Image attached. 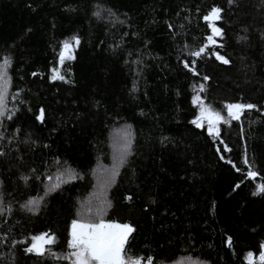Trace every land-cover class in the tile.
<instances>
[{
	"label": "trees",
	"instance_id": "trees-1",
	"mask_svg": "<svg viewBox=\"0 0 264 264\" xmlns=\"http://www.w3.org/2000/svg\"><path fill=\"white\" fill-rule=\"evenodd\" d=\"M213 4L225 9L223 20L217 22L225 33L224 47L217 50L231 64L206 56L197 60L199 75L194 76L180 61L191 59L188 52L210 34L200 16ZM237 4L229 6L226 0H0V56L15 42L9 92L19 90L18 100L24 101L20 104L9 97L8 107L19 111L14 121H5V134L18 127L21 143L18 151L0 157L4 199L13 208L11 215L0 218V236L8 233L22 239L51 229L57 236L53 250L67 251L68 221L96 193L97 177L114 163L116 136L131 125L133 154L106 194L113 208L105 216L137 227L126 245L129 253L151 254L164 264H246L243 256L248 250L258 255L257 242L264 240V194L250 193L264 183V110L246 111L239 121L219 125L220 138L231 148L226 158L245 171L246 153L260 173L236 192L231 188L241 173L219 160L215 148L220 145L206 128L190 123L198 111L191 103L193 86L200 83L205 84L201 93L205 103L221 113L227 114L225 103L235 102L256 103L264 109V40L260 37L264 6L260 0H237ZM97 5L111 9L116 17L97 20L92 16ZM186 14L188 21L182 18ZM168 20L185 27L170 32ZM72 35L81 37L76 59L59 67L73 83L50 81V69L58 66L60 42ZM238 35L249 39L238 41ZM137 59L140 65L131 63ZM34 71L39 75L32 76ZM204 75L210 79L203 81ZM39 107L46 110L44 124L34 118ZM55 157L64 162L62 168H45L42 162L51 163ZM29 167L52 175L53 183L67 167L84 178L48 196L34 215L19 205L28 197L42 196L48 181L26 187L19 175ZM126 190L137 191L134 206L121 202ZM151 198L156 199L155 205L150 204ZM212 201L214 213L208 210ZM145 203L150 204L148 212L143 211ZM228 236L232 248L226 245ZM12 251L14 264H67L25 256L8 244H0V264H11Z\"/></svg>",
	"mask_w": 264,
	"mask_h": 264
},
{
	"label": "snow or ice",
	"instance_id": "snow-or-ice-1",
	"mask_svg": "<svg viewBox=\"0 0 264 264\" xmlns=\"http://www.w3.org/2000/svg\"><path fill=\"white\" fill-rule=\"evenodd\" d=\"M226 3L236 5L237 0H226ZM262 6H264V0H260ZM27 7L31 8L32 5L28 4ZM187 13V10H182ZM200 11L199 8L196 9ZM225 9L219 5H211L201 16L207 28L210 30V34H207L204 38V42L196 47L194 50L188 52V56L191 59H182L180 62L183 67L187 69L194 76L199 75L196 71V64L198 59L204 57H214L216 61L223 65H230L231 59L225 54H221L224 47L221 40L225 33L222 27L218 26L219 21L223 20ZM180 12L176 13L177 17H180ZM92 16L97 20H105L108 17H116L111 9H102L99 5L96 6V10L92 12ZM188 21V15L182 17ZM190 22V21H189ZM123 24L124 21H119ZM165 24L170 32L175 29H183L184 24H174L171 20L165 21ZM32 31L31 28L26 29L27 33ZM247 32V28L244 29ZM123 35H128L123 33ZM260 37L264 40V31L260 33ZM219 38V39H218ZM238 41H247L249 37L247 35H238L236 37ZM81 45V37L79 35H72L67 39L60 42L59 52L57 55V67L50 69L51 75L50 81H62L64 83H73V81L67 78L66 74L60 71L59 66L65 65L66 61H73L76 59L75 52ZM15 42L9 46L7 54L0 56V157H5L9 152L18 151V145L21 141L18 140L20 129L17 127L13 134L6 135L5 121H14L16 113L19 111L18 108L13 106L8 107L9 97L12 101H18L23 104V100H18L20 91L15 93L9 92V86L11 84V76L9 75V69L13 64V52L11 49L15 48ZM119 47V45H116ZM187 48V45L184 46ZM131 55V53L129 54ZM129 63V61H125ZM131 63L140 65L142 61L137 59ZM138 74V73H137ZM32 76L39 75L38 72H32ZM209 76L204 75L203 81H208ZM132 91H136L135 83L133 84ZM194 95L191 97L192 105L198 109L195 113L194 118L190 121L198 129L206 128L208 136L212 137L214 141H217L220 145L215 148V152L219 157V160L225 164L230 165L236 173H241V177L234 182L231 191L236 192L241 188V185L245 181L255 180L259 176V171L253 169V165L250 163L247 154L243 157V164L247 166L245 171H242L240 167H237L231 159H227L225 153L231 151V148L220 138V127L221 123L227 125L230 120L239 121L242 114L246 111L256 110L261 112L262 107L256 103H225L224 109H226L227 116L221 115L220 111H215L210 105L205 103V98L201 95L205 91V84L200 83L199 85L193 86ZM99 106V102H96ZM32 111L31 108L27 109ZM34 118L41 124L46 123L47 114L44 107H39L34 113ZM134 134L131 130V125H127L121 129L119 134L115 138L116 151L114 154V163L110 168L104 169L102 173L97 177L96 188L97 191L91 199L86 203L81 204L80 210L72 217L66 226V249L67 251L56 252L53 250V245L57 244L56 233L51 229L47 231H41L37 234L26 236L22 239H16L11 237L8 233L0 236V244H8L12 250H20L25 256H33L39 259L47 257L50 260L61 262L66 261L67 264H164L163 260H157L151 254L148 255H132L129 253V248L126 245L129 244L130 238L134 233L137 232V227L134 223L129 221H123L117 219H105L109 209L113 208V203L110 199H107L108 190L116 183L119 175V168L123 166L128 157L133 152ZM27 143V141H23ZM35 142L33 141V144ZM16 144L17 148H13L12 145ZM44 148H48L49 145L44 144ZM18 160H22L23 157H17ZM45 168L55 167L57 170L61 169L64 162L59 158L55 157L54 160L49 163L48 161L42 162ZM84 177L82 174L76 172L71 167L63 168V171H59L55 177L53 183V176L45 174V172L38 171L36 167H29L28 170L19 175V180L26 186L32 187L36 184H43L46 180L47 184L44 185L43 195L39 198L28 197L24 203L19 205L21 210L26 212L37 214L41 210V204L47 202V197L53 193L60 192L63 190L65 185L71 184L77 180H82ZM3 181H0V218L4 217L5 214L11 215L13 208L11 203H6L3 193ZM251 196L256 197L264 194V183H259L255 186V190L251 191ZM10 195V194H9ZM139 199L137 191L126 190L121 194V202L128 206H134L135 201ZM157 203L155 198L150 199V204L155 205ZM150 204L145 203L143 205V211L148 212ZM216 209L215 201L211 202L210 212L214 213ZM226 245L232 248V237L228 236L226 239ZM258 255L252 250H248L243 256V260L246 264H264V240L257 242ZM2 258V257H0ZM11 264H14L15 254L14 251L10 257ZM171 264H181V261H172Z\"/></svg>",
	"mask_w": 264,
	"mask_h": 264
},
{
	"label": "rangeland",
	"instance_id": "rangeland-1",
	"mask_svg": "<svg viewBox=\"0 0 264 264\" xmlns=\"http://www.w3.org/2000/svg\"><path fill=\"white\" fill-rule=\"evenodd\" d=\"M213 110H215V109H213ZM215 111H218V110H215ZM221 115H223V116H227V114H225V113H221ZM231 121V120H230Z\"/></svg>",
	"mask_w": 264,
	"mask_h": 264
},
{
	"label": "water",
	"instance_id": "water-1",
	"mask_svg": "<svg viewBox=\"0 0 264 264\" xmlns=\"http://www.w3.org/2000/svg\"><path fill=\"white\" fill-rule=\"evenodd\" d=\"M222 124V123H221Z\"/></svg>",
	"mask_w": 264,
	"mask_h": 264
}]
</instances>
